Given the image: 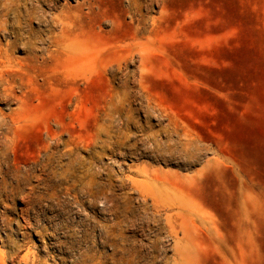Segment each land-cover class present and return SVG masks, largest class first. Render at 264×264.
Listing matches in <instances>:
<instances>
[{"label":"rangeland","instance_id":"obj_1","mask_svg":"<svg viewBox=\"0 0 264 264\" xmlns=\"http://www.w3.org/2000/svg\"><path fill=\"white\" fill-rule=\"evenodd\" d=\"M137 1L0 0V264H264V0Z\"/></svg>","mask_w":264,"mask_h":264},{"label":"bare ground","instance_id":"obj_2","mask_svg":"<svg viewBox=\"0 0 264 264\" xmlns=\"http://www.w3.org/2000/svg\"><path fill=\"white\" fill-rule=\"evenodd\" d=\"M133 4L135 6H140L139 2L137 0H132ZM80 3H77L76 6H79ZM142 5V4H141ZM30 13H28L29 15ZM16 19L18 20L19 15L15 14ZM9 6L8 4H5L2 8V11L0 12V36L8 34V20H9ZM19 47H22L26 53L27 57L24 59L27 63V65L33 64L32 66H36L37 64V57L34 54V47L33 43H19ZM15 48V43L12 41H0V99H3L7 101L10 97V92L12 89L11 85V80H8L7 78L10 77V73L13 72L15 69L14 66V59L12 57V51ZM64 55L66 57H70L75 53V50L70 47L69 45L64 47L63 51ZM26 64L24 63L23 65L21 64L19 69H22L21 67H26ZM31 66V67H32ZM8 115H4L0 113V129H4L6 131V136L5 138L8 140V134L9 132L11 133L12 131V125L11 122L8 121ZM158 145L156 144V147ZM166 150L170 151V146L166 147ZM165 151V150H163ZM167 152V151H165ZM7 173H12V171L7 170ZM16 173V172H14ZM88 192L90 194H94V192L91 189H82L80 192ZM103 200L111 204L110 206V212L113 215V221L106 227V240L109 243L110 247L115 251V252H123V245H122V235L120 233L121 227L125 223V221L128 219V209L124 208L123 206H119L117 204L113 203V200L109 199L107 196V193H102ZM5 210L8 211V208L5 207ZM181 213L183 212V209H180ZM178 215V213H177ZM0 219L6 220V216L4 214L0 215ZM165 225H169L171 221V215H167L165 217ZM194 224V223H193ZM179 226V231H173L174 236L178 239V234L180 233L182 237L185 236L186 234V229L182 223L178 224ZM116 239H119L117 242ZM179 240V239H178ZM118 262H122L124 264H128V261L123 260L120 258V260H117ZM23 264H46L45 262H41L40 260L33 259V261L30 263L27 258L23 259Z\"/></svg>","mask_w":264,"mask_h":264}]
</instances>
